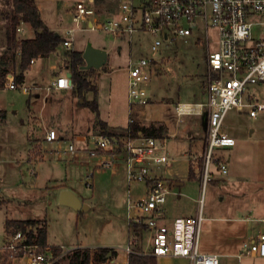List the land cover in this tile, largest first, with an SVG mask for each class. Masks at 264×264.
<instances>
[{"label": "rangeland", "instance_id": "374dc122", "mask_svg": "<svg viewBox=\"0 0 264 264\" xmlns=\"http://www.w3.org/2000/svg\"><path fill=\"white\" fill-rule=\"evenodd\" d=\"M76 1L34 0L44 25L62 40L70 39L67 31L74 30L72 48L67 51L60 44L55 50L54 62H58L65 52L82 53L87 45L107 52L106 64L100 69H90L91 72L87 73L86 78L96 87V92L88 91L84 94L87 101H95L100 105L105 119L108 114L104 107L120 108L127 100L129 61L135 62L144 57L159 64L160 68L152 70L145 85L149 101L141 105L140 109L148 123L163 125L169 132L177 133L167 143L168 155L173 158L171 169L174 171L173 176L167 178L173 182V190L180 193V196H167L166 219L171 217L172 221V218L195 216L199 206L203 215V230L208 226L224 235L232 228L239 229L240 234L243 232L240 236L242 246L243 242L250 239V235L262 230L264 225V112L255 119L238 113L235 109L225 113L222 127L236 142L231 148L221 149L227 173L220 174L216 165L211 164L209 169L213 174V181L202 189L196 178L188 177L185 156L190 152L195 156L202 154L204 117L185 116L184 122H177L175 104L177 101H205V91L200 86L201 83L205 84L206 73V42L203 31H194L190 36L178 38L171 44L163 42L156 52H152L150 46L153 36L148 32L135 33L131 40L127 37L116 39L104 32L91 30L84 22L75 23L71 12ZM112 1L105 0V4L99 6L108 9ZM5 10L9 11V6L5 0H0V67H7L8 73L17 75L19 57L15 55L13 62L10 53L5 52ZM19 26L23 28V33L16 32L17 40L34 37V31L28 24L20 23ZM208 39L209 49L215 50L217 37L212 29H209ZM55 55L34 59L35 63L25 72V79L21 84V87L30 90L28 94L23 93L21 88L0 89V110L5 112L0 119V201H7L0 205V250L7 241L3 226L6 218L46 220L48 242L62 244L68 249L79 244L87 247L112 244L122 248L127 243L128 236V200L133 203L145 192L144 184L127 182L126 165L122 162L124 157L118 158L121 162L112 175L109 170L104 174H95L93 164L86 165L84 162L76 170L70 167L65 169L48 161L43 164L38 161L28 162L30 141L42 138L41 122L48 125L52 121L50 102L57 97L46 93L44 86L51 76L49 63ZM69 62L68 56V64ZM35 86L38 87L37 90ZM246 93L254 97L256 103L264 104V83L247 86ZM36 94L39 95L38 99L35 98ZM44 96L48 104H45ZM79 102L77 97L61 100L64 103L61 117L63 130H54L57 140L58 133L63 132V137L68 139L65 140L68 141L65 142L66 145L72 143L76 150L78 144L71 139L72 135L85 136L90 144L86 146L85 143L83 147L91 149L97 134H100V129L96 128L99 118L89 107L82 106ZM42 104L44 107L40 111ZM251 128L255 132L249 135ZM188 133H191V137H188ZM37 144L42 153L55 145L44 142ZM87 154L88 152L83 155V159ZM87 166L90 168L87 174L94 173L93 178L89 179L84 171ZM67 177L72 182L67 187L80 191V195L86 199L95 193V197L87 201L89 210L85 212L88 215L85 220H77L75 210L61 205L59 198H46L53 187L65 183L64 179ZM99 179H105L102 187L96 184ZM108 179L112 184L110 190ZM174 180L183 185L176 186ZM87 183L92 187L87 186ZM105 192L107 196L104 198ZM133 211L137 213L134 209ZM142 246L143 249L149 247L147 234L144 235ZM211 247L209 242L199 243L200 252L215 253ZM216 253L220 255V252ZM0 264H3L1 251ZM241 264H264V259L244 258Z\"/></svg>", "mask_w": 264, "mask_h": 264}, {"label": "built area", "instance_id": "2783aa9c", "mask_svg": "<svg viewBox=\"0 0 264 264\" xmlns=\"http://www.w3.org/2000/svg\"><path fill=\"white\" fill-rule=\"evenodd\" d=\"M71 15L75 23L84 22L91 30L104 32L116 39L127 37L131 40L135 33L148 32L153 36L152 52H156L163 42L171 44L194 31H203L206 42V101L178 103L175 114L178 122L184 116L206 115L202 154L188 156L190 172L200 182L201 188L213 181L209 169L211 164L225 175L227 165L219 151L236 143L222 127L225 113L235 109L255 119L264 112V104L256 103L254 97L246 93L247 86L264 83V0H113L108 9L101 8L95 0H77ZM209 29L217 37L213 51L209 49ZM16 32H22V28L18 26ZM73 32L69 29L67 34L71 38L62 42L67 49L72 47ZM19 55L18 51L16 56ZM157 65L153 59L144 57L129 61L130 104L145 105L148 102L145 85ZM15 77L14 73H7L3 88H21L28 94L30 90L21 87ZM68 88H72V84L62 75L56 77L48 90ZM56 140V131L49 129L45 141L51 143ZM66 150L70 154L77 153L72 143ZM87 152L90 157L109 152L110 161L103 162L102 167L111 166L123 153L127 181L145 185L142 197L133 203L128 200L129 219L132 224L146 227L153 256L185 258L188 264H219L218 255L199 251L203 222L199 206L195 216L175 218L169 225L161 222L167 196L174 194L173 182L166 176L171 161L166 137L131 138L127 133L125 140H118L101 135L96 137L94 147ZM133 245L132 240L127 243L128 254L133 253ZM0 251L3 264H54L68 253L61 250L56 254L48 246L28 243L21 231L9 234ZM246 257L264 258V229L243 242L237 258ZM90 263L96 264L92 256Z\"/></svg>", "mask_w": 264, "mask_h": 264}, {"label": "crops", "instance_id": "0c3cea01", "mask_svg": "<svg viewBox=\"0 0 264 264\" xmlns=\"http://www.w3.org/2000/svg\"><path fill=\"white\" fill-rule=\"evenodd\" d=\"M51 31H53V30H51ZM20 33H23V28H22V32H20ZM26 39H30V37H28ZM72 46H73V42H72ZM70 49H67V51H69ZM68 53H70V52H65V55L62 58H60L59 60H57L58 62H54V60L56 59V55H55L56 51L47 56V57H49V56L55 55L49 63V70L51 72V76H50L47 84L44 86V90L46 91V93L55 94L57 98L54 101L50 102V106L52 108V111L50 112V118L52 120L51 124L45 125L46 123L44 124L41 122L42 130H43L42 138L41 139H33V140L30 139L31 140L30 144H31L32 148L30 147L28 149V153H27L28 162L38 161V163L43 164L45 161H48L50 164L60 165L61 167L65 168V169H68V167H70V168H74L75 170L79 169L80 167H78V165L81 164L82 162H84V164H86V165H92L93 164L92 169H93L95 174H98V175L104 174V172H106V170H109V172L112 175L115 173V169L118 167L119 162H121V161H119L117 159L116 161H114V163L111 166L102 167L101 165L103 164V162L110 161V158L107 155L109 152L108 153L102 152L95 157H90L87 154L88 156L83 159V155H85V153H87L86 151L88 149V148L87 149L84 148L83 144H84V146H85V143H86V146H88L90 144L89 139L86 138L85 136L79 135V134H76V135L73 134L72 135L71 139L75 143L78 144L76 154H70L69 152H67V150H66L67 145L65 142H68V141H65V140H68V139H65L63 137V135H62L63 132L58 133L59 134L58 140L51 142V143L45 141V136H46V133L49 129H55L56 131L57 130H63L62 129L63 123H62L61 117H62L64 103H61V100L66 99L68 97H70L72 99L77 97L79 99V97H78L77 93L74 91L73 87L68 88V89H61V90H57V89L48 90V87L51 86V84L55 81L57 76H62V75L66 76V74L68 72H70L69 64H68ZM34 63H35V60L33 59V63H31V64H34ZM157 66L159 69L160 68L159 64ZM62 73H64V74H62ZM24 79H25V74H24ZM127 79H128V74H127ZM200 86L205 91L204 94H205V101H206V73H205V84L201 83ZM0 89H4V88L1 87ZM37 89H38V87L35 86V90H37ZM86 92H88V91H86ZM86 92L83 93V97H84V94ZM35 98L38 99L39 95L36 94ZM44 101H45V104H48L46 97H45ZM205 101H203V102H199V101H196V102L177 101L175 106L178 103H205ZM79 104H80V102H79ZM43 107H44V104H42L40 111L42 110ZM140 107H142V106L136 105V104H133V105L130 104L129 100H128V96H127L126 102L123 105H120V108L119 107L118 108H110V109L108 107L103 108L105 110V112H107V114H108V117L106 119L104 117H102V112H101L102 109H101L100 105L97 104V108H98V112H99L98 118H99V120H101L102 122H104L106 124L107 131H109L111 133H115V134L117 133L116 134L117 137H115V138H117L118 140H125L127 138V133H129V131H128L129 125L133 120H136L137 122H139L143 126H148L149 124H154V123H148L146 121V119L144 117V112L142 109H140ZM111 109L113 111H111ZM0 116H1V114H0ZM191 116H194V115H191ZM184 117L182 118V121H180V123L185 121ZM195 117H204V131L206 133V115L195 116ZM177 122H178V120H177ZM96 128H99L97 125V121H96ZM164 128H165V133H164L163 137H161V138L166 137L167 143H168V139L170 137H173V136L176 137L177 133H176V131L169 132V130L166 129L165 126H164ZM29 132H31V131H29ZM100 132H101V130H100ZM254 132H255L254 128L249 129V135L254 134ZM139 134H141V132H139ZM97 135L101 136V134H97ZM139 136L143 137L142 135H139ZM130 137H131V135H130ZM188 137H191V133H188ZM131 138H136V137H131ZM39 142H44V143H48V144H55V145H53L54 147L51 150L44 151L45 153H42L41 149L39 148L40 147L39 144H37ZM221 152L222 151L220 150L219 151L220 156L222 155ZM190 155H193V153H191V152L187 153L185 156L186 157L185 160H186L187 167H188L187 175H188V177L195 178L194 175L191 174L190 169H189L188 156H190ZM120 157H124L123 153L119 154L118 158H120ZM222 159H223V157H222ZM170 160L171 161H170V167H169V174L166 176H173V174H174V171L171 169V167H172L171 163L173 161V158L170 157ZM122 162L124 163L123 158H122ZM89 169L90 168L88 166H87V168L84 169V171H86V174L89 173V171H90ZM70 173L72 174V171ZM94 173L93 174L92 173L87 174V176L89 175L88 176L89 179L94 177ZM64 180H65V183H62L61 185L54 186L52 189V192L51 193L49 192L48 195L46 196V198H59L60 192H62L64 190H68V191L72 192L74 195H76L80 199L81 204H83L87 207V209L84 211H75L76 219L77 220L87 219L88 215H87V213H85L87 210H89V206L87 204V201H90L91 199H93L95 197V193L93 192L92 194H90L89 197H87L88 199H86V197L80 195V193H79L80 191L78 192L72 187H67V186L72 184L71 179H68V177H67ZM104 180L105 179L97 180L96 181L97 186L102 187V185H103L102 183L105 182ZM108 181H109V190H110L112 184H111L110 179H108ZM174 183L178 187L183 185V183H181L180 181H177V180L176 181L174 180ZM86 185L89 187H92V185L89 183H87ZM31 186H32V184L30 185V187ZM128 192H129V189H128ZM173 192H174V194H170V195H176L177 197L180 196V193L177 194V192L174 190H173ZM106 196H107V193L106 192L103 193V197L105 198ZM6 203H7V201H5V200L0 201V205L6 204ZM166 204H167V201H166ZM165 205H164V213H163V217H162L161 222L166 224V225H169V224H171V222L175 218L174 219L172 218V221H170L171 217L166 219V210L167 209H166ZM187 217H190V216H187ZM6 220H25V219H8V218H6L5 221ZM36 220H42V219H36ZM5 221H4L3 226H5ZM44 221H46V220H44ZM45 223H46V246L52 248V250L53 249H60L63 252H70L71 250H74L76 248H89L91 250V256L96 260V264H129V256L131 254L142 255V256H152L156 259V264H188V261L185 258L172 257V256H162V257L153 256L151 254L149 232L147 231V229L145 227V229H143L139 234H134V232H132V227H129V225H130L129 215H128L127 243L130 240L134 241V245L132 247L133 253H131V254H128L126 252L127 243L122 248H118L116 245H112V244L101 245V246H96V247H89V246L87 247V246H82L81 244H79V245L74 246V247L69 248V249L66 248L62 244H51L48 242L47 222H45ZM262 228L264 229V225ZM262 230H259L258 232H254L252 235L249 236V238L250 239L254 238ZM4 231H5V228H4ZM246 231H247V228L245 229V232ZM5 234H6V238H7L10 233L5 232ZM145 234L148 235V242H149L148 249H143V246H142ZM242 234H243V232H242ZM242 234H240L239 229L235 230V228H232L229 231H227L224 235H222L217 230L212 229L211 227L206 226V227H204V230H203L202 226H201L199 243L200 242H209L210 244H212L211 248L213 250H215V253H212V254L218 255L219 253L217 254L216 252H220V255H218L219 260H220L219 264H221V259H222L223 264H230L231 262H233L235 264H241V261L244 258L238 259L237 254L242 249L241 248L242 246H240V236ZM248 234H249V232H248ZM100 249H107L104 256H102V254H101L102 252H99ZM117 249H119L120 251H117ZM246 258L255 259L258 257H246ZM262 259H264V258H262Z\"/></svg>", "mask_w": 264, "mask_h": 264}, {"label": "trees", "instance_id": "16d2710c", "mask_svg": "<svg viewBox=\"0 0 264 264\" xmlns=\"http://www.w3.org/2000/svg\"><path fill=\"white\" fill-rule=\"evenodd\" d=\"M9 6V11H4L5 19V46L6 53H10L12 61L19 51V73L16 75L15 80L18 84L23 83L24 74L30 67V61L37 57H47L49 54L55 52L56 48L62 43V39L55 35V32L49 30L43 23L38 8L34 4V0H5ZM97 5H104L105 0H95ZM108 4H106L107 6ZM20 23L28 24L34 31V37L30 39L17 40L16 29ZM70 58L69 70L71 74V84L74 91L77 93L80 104L89 107L98 118V108L95 101L88 102L83 97V93L86 91L96 92V87L91 85L87 80V73L91 70H81L83 60L80 52L68 53ZM1 63V62H0ZM1 65V64H0ZM8 73L7 67H0V88L3 87L4 77ZM4 111L0 110V119L4 116ZM97 125L101 130L100 134L107 137H117L116 134H112L107 131V126L101 120H97ZM131 137H155L161 138L165 133L163 125L149 124L143 126L136 120H133L128 128ZM141 132V134H139ZM132 232L139 234L144 225L132 224ZM5 232L13 233L15 231H21L25 234L28 243L37 242L43 246H46V223L44 220H6ZM58 254L60 249H53ZM107 249H100L104 256ZM91 264V250L89 248H76L71 250L60 258L54 264ZM129 264H156V259L152 256H142L131 254L129 256Z\"/></svg>", "mask_w": 264, "mask_h": 264}, {"label": "water", "instance_id": "95a60500", "mask_svg": "<svg viewBox=\"0 0 264 264\" xmlns=\"http://www.w3.org/2000/svg\"><path fill=\"white\" fill-rule=\"evenodd\" d=\"M57 35V34H55ZM83 65L80 67L81 70L89 69H100L107 62V52L104 49L94 48L91 45H87L81 53ZM66 77L71 83V74L68 72ZM59 203L61 205L68 206L75 211H84L87 207L81 204L80 199L68 190H64L60 193Z\"/></svg>", "mask_w": 264, "mask_h": 264}]
</instances>
